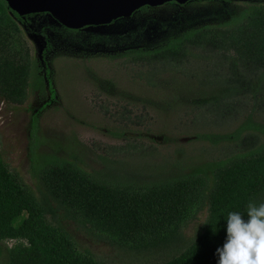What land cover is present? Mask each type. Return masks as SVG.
<instances>
[{"label":"trees","instance_id":"16d2710c","mask_svg":"<svg viewBox=\"0 0 264 264\" xmlns=\"http://www.w3.org/2000/svg\"><path fill=\"white\" fill-rule=\"evenodd\" d=\"M43 14L20 17L0 0V98L5 102L23 104L31 86L44 82L20 27L35 31L33 18ZM60 28L75 39L85 33V28ZM36 32L48 45V35ZM194 50L216 55L217 66L226 67L220 76L225 91L246 96L254 82L255 94L260 89L264 94V0H248L227 21L188 29L160 46L126 50L123 56L157 72L187 62ZM38 131L33 118L30 158L36 189L11 172L0 153V264H108L79 250L71 235L48 219L56 220L58 211L129 249L165 248L169 257L156 264H217L228 212L244 213L250 201L264 202V122L251 116L231 132L204 136L217 148L211 160L154 178L128 176L118 167L90 171L78 154L37 155ZM203 211L204 225L185 238L183 230Z\"/></svg>","mask_w":264,"mask_h":264},{"label":"rangeland","instance_id":"374dc122","mask_svg":"<svg viewBox=\"0 0 264 264\" xmlns=\"http://www.w3.org/2000/svg\"><path fill=\"white\" fill-rule=\"evenodd\" d=\"M201 1L140 9L110 24L86 27L79 39L63 33L62 25L44 13L32 24L48 35V45L42 33L20 23L44 82L31 86L23 104L0 98V153L10 171L36 189L30 158L33 118L41 141L37 155L78 154L90 171L118 167L135 178L186 172L216 155V146L204 136L231 132L249 116L264 122L262 89L255 94L253 82L246 96L225 91L220 76L226 67L217 66L216 55L194 50L187 62L157 72L124 61L126 50L152 49L188 29L222 23L248 2ZM225 95L230 98L224 100ZM216 97L218 103L212 105ZM48 219L60 224L79 250L108 264H156L169 257L165 248L118 245L63 211L56 220ZM205 221L203 211L185 227V238Z\"/></svg>","mask_w":264,"mask_h":264},{"label":"water","instance_id":"95a60500","mask_svg":"<svg viewBox=\"0 0 264 264\" xmlns=\"http://www.w3.org/2000/svg\"><path fill=\"white\" fill-rule=\"evenodd\" d=\"M20 17L47 13L62 26L82 29L107 25L129 17L144 6L157 7L169 2L185 4L189 0H5Z\"/></svg>","mask_w":264,"mask_h":264},{"label":"clouds","instance_id":"9594fccd","mask_svg":"<svg viewBox=\"0 0 264 264\" xmlns=\"http://www.w3.org/2000/svg\"><path fill=\"white\" fill-rule=\"evenodd\" d=\"M217 264H264V202L250 201L244 213L230 211Z\"/></svg>","mask_w":264,"mask_h":264},{"label":"flooded vegetation","instance_id":"af4514ba","mask_svg":"<svg viewBox=\"0 0 264 264\" xmlns=\"http://www.w3.org/2000/svg\"><path fill=\"white\" fill-rule=\"evenodd\" d=\"M189 1H199V2H202L201 0H189ZM189 1H188V2H189ZM188 2H186V3H188ZM169 3H174V4H176V5H183V4H177V3H175V2H169ZM186 3H185V4H186ZM166 4H167V3H166ZM148 7H149V6H148ZM139 10H140V9H139ZM119 19H120V18H119Z\"/></svg>","mask_w":264,"mask_h":264}]
</instances>
